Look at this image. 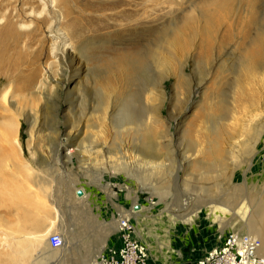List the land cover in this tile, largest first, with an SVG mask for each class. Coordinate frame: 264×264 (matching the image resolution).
I'll return each mask as SVG.
<instances>
[{
  "label": "rangeland",
  "instance_id": "374dc122",
  "mask_svg": "<svg viewBox=\"0 0 264 264\" xmlns=\"http://www.w3.org/2000/svg\"><path fill=\"white\" fill-rule=\"evenodd\" d=\"M129 1L109 4L107 0H0V264H6L9 259L11 240L4 234L9 227L18 230L17 227L25 224L23 227L28 233H42L50 228L51 232L40 243V250L45 241L49 244L50 234L59 231L53 221H59L61 214L69 236L67 251L64 250L65 257L59 261L63 248L49 244L46 250L53 262L75 264L91 258L92 264H100L101 255L108 256L120 245L119 222L125 217L134 225V237L152 246L149 264H194L234 231L224 223L230 220V215L213 216L206 209L212 196L223 201L236 195L232 207L238 209L245 202L242 207L248 209L246 218L254 208L256 196L247 180L252 176L249 168H256L260 157L264 156V55H258L252 62L253 65L256 62V68L254 65L253 70H244V62L248 63L250 55L248 43L242 38L244 19L249 16L244 4L241 0H222L225 4L222 3L218 16L222 25L212 27L207 33L203 11L212 0H154L147 8L139 5L137 12ZM258 14L260 17L262 10ZM249 30L254 35L256 27L251 24ZM83 31L104 33L102 38L90 43L87 51L88 64L93 68L100 67L103 57L120 62L126 55L134 59L135 52H156L162 40L175 39L178 47L183 46L184 51L179 52L162 44L164 50L174 51V71L163 82L165 96L159 110L164 120L159 131L168 133L169 130V137L161 141L169 147L159 148L158 154L162 157L156 163L135 161L131 157V145L139 132L117 133L113 125L108 126V139L102 138L106 148L112 151L102 152L104 155L98 157L96 166L90 159L94 157L89 150L95 137L91 134L92 127L83 128L92 103L88 91L79 90L85 93L82 110L78 106L75 110L70 107V102L77 100L72 92L86 87L84 82H90L91 78L74 75L68 67L70 54L85 46L76 44L77 35ZM68 50L71 53H67ZM63 66L64 78L70 77V83L63 84L66 88L55 101L51 98L53 103L41 123L50 128L58 122L55 115L59 114L60 138L53 142L55 145L57 142L65 144L67 131L81 129L77 132L81 135L74 145H63L59 155L52 151L50 140L44 138L42 144L49 152L40 156L33 153V145L29 144V125L23 113L34 106L33 103L36 106V101H32L34 95L54 91L55 81L50 74L59 77ZM134 72L137 71H130L134 81L123 82L120 97L113 102L116 108L121 105V99L132 94H136L138 105H143L139 93L146 79L152 82L153 78L158 81L160 77L155 71L150 75L146 72L150 77L146 79L145 71L137 75ZM178 72L183 74L182 81L178 80ZM6 89L14 105L2 99ZM157 92L155 102L159 103L161 97ZM241 93L245 94L244 98L237 100L242 97ZM40 98L37 106L46 102L44 95ZM29 99L32 105L28 104ZM220 102L224 107H219ZM259 112L261 116H257ZM66 115L73 116L79 128H69ZM10 118H14L16 127L10 135L4 136L1 133ZM214 122L226 123L220 141L224 157H221V167L215 168V172L210 167L203 168L200 162H214L212 156L192 160L189 166L194 150L212 142L211 133L204 136V132ZM87 123L91 125L92 121ZM49 132L46 130L45 134ZM253 134L259 135V139ZM73 147L75 152L71 158H65L66 151ZM110 156L114 158L111 162ZM43 167H47L46 171ZM41 175L51 182L46 193L53 196L55 204L33 184L35 177L38 180ZM255 178L253 176L251 182ZM259 188L260 184L256 183L255 190ZM79 190L84 191L82 196ZM20 205L31 213L29 216L26 213L28 219L22 222ZM133 209L143 212L128 213ZM193 214L192 220L185 221ZM114 224L116 231L106 237L107 229ZM216 232L222 236L219 244L212 240ZM19 234L24 233L20 231L16 236ZM211 235L213 237L209 238Z\"/></svg>",
  "mask_w": 264,
  "mask_h": 264
},
{
  "label": "bare ground",
  "instance_id": "6f19581e",
  "mask_svg": "<svg viewBox=\"0 0 264 264\" xmlns=\"http://www.w3.org/2000/svg\"><path fill=\"white\" fill-rule=\"evenodd\" d=\"M53 1H56V0H53ZM115 1L117 0H107V3L113 4V2ZM223 1L222 0H212L209 3L208 2L206 3L207 4L206 9L205 11H203V18L205 21V28H204L205 32L208 33L210 29L214 26H216L217 28L220 25H222L220 22L221 20H219L221 18L218 19V16H220L219 14H221L219 12H220V9L222 8V5L225 4ZM129 2L132 3L131 4L132 9L137 12L139 11L138 10L139 5H141V7L144 6L147 8L154 2V0H131ZM263 2H264L263 0H241V3L244 4L245 6L244 11L246 10L245 12L249 15V16H246L247 18L246 20L244 19L245 25L247 26L243 24V29H242L243 30L242 38H243V41L248 43V46H249L248 52L250 53L249 57L246 60L248 63L246 64V62H244L245 63L243 66L244 70L248 68L250 70L252 68L254 69L253 67L254 65L256 68L257 67L256 62L254 63V65L252 64V62L256 61V58L258 55H264V6H263ZM94 3L95 2L93 1V4ZM88 4H92V1H88ZM260 10H262V14L259 17L258 12ZM234 23L231 24V26L234 25ZM251 24H253L256 27V32L254 35H252L251 31L249 30ZM166 34L167 33H165L164 35ZM103 36H104V33L102 32L98 34L92 33L90 31L80 32L76 37L77 39L76 44H81V45L84 44L85 46H83V48L80 49L78 52L71 53L69 52V50L67 52V53H71L70 54L71 63L69 64L68 67L72 70V72H74V75L82 76V78H85L87 76L91 77L90 82L87 80L84 82L86 83V87L84 86L83 89H77L76 91L72 92L73 95L77 96V100L70 102V107L73 106L74 110L76 106H78L80 109L81 108L83 109V106L81 104H84L83 100L85 99L83 98V95L85 96V93L81 91L86 90L90 94V95L88 94L92 102L90 105V110L88 113H86L85 119L83 118L84 119L83 128L92 127L93 131L91 132V134L92 136L95 137V140L93 141L94 143L93 145H91V148L89 150V152L91 153V156L93 154L94 157H91L90 159L94 161L93 163H95V166H96V163L99 162L98 157H102L105 153L107 152L110 153L112 151L106 148L107 147L106 142L102 140V138L104 137L105 139H108L106 138L107 134L109 135L108 126L111 127V125H113L115 130H117V133L126 132V131H133L134 133L139 132L138 137H133L135 141L133 145H131L132 146L131 157L135 161L141 162L143 164H154L162 157L161 153L158 154L159 148L169 147L168 144H164L161 141L162 139L169 137V130H168V133L166 130H162L160 132L159 125L164 124V120H162L161 115H160L161 114L160 111H161V108L163 107L162 105L164 103V96H165L164 90H163L164 88L163 82L165 81L166 78L173 75L172 71H174V63L172 61V57L174 56V51L172 50L168 51L167 48L166 50H164L162 48V44H167V46L169 45L173 48H176L177 50H179V52L184 51L183 46L180 47L179 45L178 47L177 40L175 39H173V41L172 40H169V41L162 40L161 44L157 45L156 52H153V53H148V51L144 53L135 52L134 59L126 55V57L122 56L120 58V62L116 61V59L114 58L106 59L105 57H103L100 67L93 68L89 66L88 64L89 55L87 54V51L90 48L89 47L91 45L90 43L99 40ZM261 47H263L262 50H261ZM65 51L67 50L65 49ZM168 54H169V57H168ZM149 70L150 71L154 70L156 73L160 74L158 81L155 78H153L152 80L153 83L150 81L149 82L147 81L146 78H150L148 75L154 72L153 71L149 74L148 73L150 72ZM231 70H233V67H231ZM130 71H137L139 72L138 74H142L143 71H145V73L146 72L148 73V75L147 73L144 74L146 82L144 83L145 85L143 86L142 91L140 90L141 92L139 93V95L142 96V101L144 102V104L140 105L141 106L140 107L138 105V100L135 97L136 94L135 95L132 94L124 100L121 99V102H122L121 105L119 106V108H116L115 106H113V102H115L120 97L119 90H121V88L123 87V82H125L126 84H129L130 81H134L133 78H131ZM232 72L234 73L235 71L233 70ZM136 73L134 72L133 74L135 75ZM64 74H65L64 66L62 67L59 77H53V75L50 74V78L53 81H55L54 91L50 93V91L46 90V91L40 92L39 94L41 95L39 96H37L38 95L37 92H33L37 94L33 96L34 99L32 98L33 102L36 101V106L33 103L34 106H31V108L25 112L23 111L24 112L23 115L29 125L28 141H29V144L33 145L34 154H39L40 156H43L45 151L49 152L47 149L48 147L42 144L44 138L50 140L49 144L52 147V151L54 152V154L59 155L60 150L64 148L63 145H66V144L74 145L73 142H76L81 135L80 133H77L81 129L77 130V132H72V130L67 131L66 138L64 141L65 144H60L57 142L55 145V143L53 144V142L58 141V138H60V131H59L60 128L57 126V123L60 121L59 114L55 115L56 121L58 122L56 124L54 123L52 127L46 128L44 126L45 123L44 124L41 123L42 122L41 120H43L42 117L45 114V111L48 110L50 104H52L53 100L55 101L56 96L58 97L60 93L64 91V89L66 88L63 86V84L67 85L68 83H70L68 81L70 77L66 79L64 78ZM182 75H183L182 72L177 73V77L179 81H182V79H184ZM153 90L156 91V93H158L157 91H159V95L161 97V100L159 103L155 102V97L157 96V94ZM242 92H245V91H242ZM245 94L241 93L240 95L242 97H239L237 100H242ZM8 95H9V89H6L2 93V99L5 102H7L8 100L9 103H12V105H14V103L8 99ZM42 95H44L46 102L44 105L37 106V104L39 103V100L41 99L40 96L42 97ZM30 102L31 100L29 99L28 104L32 105V103ZM219 107H224L222 102H220ZM21 114L19 113V115ZM259 115L261 116V112L257 113V116ZM65 117H66V122L69 128L71 129L79 128V125H77L73 116L71 117L69 115H66ZM90 120L92 121L91 125L87 123ZM219 124H220L219 122H214V124L208 127L207 129L208 131L204 132V136H209V134L211 133L212 142H210L208 146H202V144H200V146L202 147L200 149L194 150L195 152L192 153V157L190 158L191 163L189 164V166L192 164V160H194L195 162V161L203 160L207 158L208 156H212L214 159V162H210L208 164H206L204 161L200 162L203 164V168L207 170L208 167H210L211 170H214L215 168L221 167L222 165L221 157L223 155L222 154L223 151L221 148L222 145L220 144V141H221V133L223 130H225L224 125L226 123H223V124L221 123L220 125ZM5 125L6 127L3 126L5 130L4 129H3L4 131L1 130L3 131L1 134H3L4 136L5 135L7 136V135H10V133L15 129L16 121L14 120V118H10L9 122H7V124ZM46 130H50V132L45 134ZM98 137H101V139H98ZM253 137L257 140L259 139V135L255 134L254 136L253 134ZM16 142L19 146L21 145L18 138H16ZM253 142L254 141L252 140V143ZM253 145L251 147L252 151L255 149V144L253 143ZM74 152H75V147L71 148L70 151L68 152L66 151V153L64 154V157L67 159L68 158L70 159ZM263 157L264 156L260 157V160L258 164L256 165V168L255 167L249 168V171L250 173H252V176L249 177L247 182L248 184L250 183V185L252 186V190L256 196L255 197L256 203L254 204V208H251L248 218H246L248 209L246 207H242L245 202H242V204L240 205L238 209L232 207V203L234 202L233 197L236 195H232L230 198H225L223 201L217 200L215 199V196H212V198L209 200L210 205H208L206 209L210 210V214L212 213L213 216H224L225 217V216L230 215L231 217L230 220H226L224 222L227 224L228 228H231L232 230L238 231V232L241 231L240 233H243V234L244 233L251 234V235L258 237L261 240V247H260L259 252L264 257V160H263ZM112 159H114L113 156H110L108 158V160H110L109 162H111ZM118 159H120V157ZM46 168L47 167H43L45 171H46ZM217 171L219 170L217 169ZM253 176H256V178L253 182H251ZM256 183L260 184V188L258 190H255ZM33 184L34 185L36 184L37 188L40 189L42 192H44L43 194L46 197H49L51 199L52 204L56 203L53 196L51 198V196H48V194L46 193L47 188L51 187V182L47 181L45 176L41 175L38 178V180H37V177H35ZM28 193L31 194V197H32L33 194L31 192H28ZM34 195H35V192H34ZM56 206L58 208L59 213H61V209L59 205H56ZM19 209L21 211L19 212V220H21L22 218L20 222L28 219L26 217H28L31 213L28 214L25 206H23L22 208V206L20 205ZM141 211L142 209L138 211H134L133 209L132 211H128V213L132 212L133 215L135 214L139 215L141 214ZM26 213L28 214V216H26L27 215ZM194 216H195L194 214L189 216L185 221L192 220ZM123 219L130 222L128 218H125V217L120 218L119 233H120V223ZM64 222H65V219L63 218L62 214H61V218L59 219V221L57 220L53 221V223H56L55 225H57V228L62 234V238H63V245L60 247V248H63V250H61L62 253H61V256L59 257V261L62 260L63 257H65V251H67V249L65 250V247L67 244V240L69 238V236L67 235V231L65 230ZM130 224L133 225L132 222H130ZM23 226H26V225L23 224L22 226L17 227L18 230L14 227L12 228L9 227V230H6L4 232L7 238L11 240L10 248H9L10 251L7 252L9 259L7 263L6 262L5 263L6 264H46V263L59 264V262H53L52 257H48V251L46 249L48 248L49 244L46 241L44 242L45 245L43 246V248H41L40 250L38 249L40 246V243L43 241V237L46 238L47 234L51 232V229L49 228L48 230H45L42 233H38V231L28 233L26 232L27 228ZM20 231L23 232L24 234L23 235L19 234L20 236L19 235L16 236V234L20 233ZM112 231H116L115 224L112 226V228L109 227L107 229L106 237ZM12 234H15V235H12ZM29 234L31 235V237H27ZM211 237H213V235H211L209 238ZM221 239H222V236H220L219 233L216 232L212 240H213V243H215L216 241V243L219 244L221 242ZM146 246L148 249V256H149L152 246L149 244ZM35 250H38V251L34 253ZM100 258H101L100 264H110V260H109L110 256L101 255ZM89 259L91 258H86L85 260L83 259L82 261L80 260L78 263H75V264H92V260H89Z\"/></svg>",
  "mask_w": 264,
  "mask_h": 264
},
{
  "label": "built area",
  "instance_id": "2783aa9c",
  "mask_svg": "<svg viewBox=\"0 0 264 264\" xmlns=\"http://www.w3.org/2000/svg\"><path fill=\"white\" fill-rule=\"evenodd\" d=\"M120 245L109 252L110 264H148L147 246L134 237L133 226L123 219L120 223ZM49 244L53 248L63 245L62 234H50ZM261 240L251 234L232 231L221 245L207 251L194 264H264L260 254Z\"/></svg>",
  "mask_w": 264,
  "mask_h": 264
},
{
  "label": "water",
  "instance_id": "95a60500",
  "mask_svg": "<svg viewBox=\"0 0 264 264\" xmlns=\"http://www.w3.org/2000/svg\"><path fill=\"white\" fill-rule=\"evenodd\" d=\"M82 193H83L82 190H79V191H78V194H79L80 196L82 195ZM188 264H191V263H188Z\"/></svg>",
  "mask_w": 264,
  "mask_h": 264
}]
</instances>
